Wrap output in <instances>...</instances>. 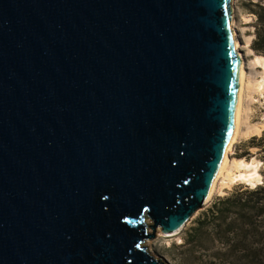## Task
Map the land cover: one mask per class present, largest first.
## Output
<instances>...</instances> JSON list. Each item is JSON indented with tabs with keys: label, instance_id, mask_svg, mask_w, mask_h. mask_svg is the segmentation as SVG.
<instances>
[{
	"label": "water",
	"instance_id": "water-1",
	"mask_svg": "<svg viewBox=\"0 0 264 264\" xmlns=\"http://www.w3.org/2000/svg\"><path fill=\"white\" fill-rule=\"evenodd\" d=\"M230 0H0V264H165L233 133Z\"/></svg>",
	"mask_w": 264,
	"mask_h": 264
},
{
	"label": "rangeland",
	"instance_id": "rangeland-1",
	"mask_svg": "<svg viewBox=\"0 0 264 264\" xmlns=\"http://www.w3.org/2000/svg\"><path fill=\"white\" fill-rule=\"evenodd\" d=\"M231 3V9L234 10V28L243 44L241 53L246 87L243 96L241 136L234 143L229 159L248 163L257 162L256 171L261 176L260 182L247 185L238 179L230 180L225 175L221 177L216 191L204 207L193 214L178 233L167 236L157 229L155 237L151 239L147 248L165 264H218L219 258L216 254L223 251L222 240L219 237H225L222 233L224 227L215 230L204 224L203 228L198 230L201 236L199 241H193L191 238V235L196 233L193 228L198 227L197 221L203 220L218 198L229 195L237 189L254 188L264 179L263 153L259 152L258 147L251 146L253 137H260L264 130V54L254 50L259 26L258 6L263 5L264 0H234Z\"/></svg>",
	"mask_w": 264,
	"mask_h": 264
},
{
	"label": "trees",
	"instance_id": "trees-1",
	"mask_svg": "<svg viewBox=\"0 0 264 264\" xmlns=\"http://www.w3.org/2000/svg\"><path fill=\"white\" fill-rule=\"evenodd\" d=\"M258 7L254 50L264 54V4ZM251 146L258 147L264 157V130L260 137H253ZM241 189L218 198L193 228L196 233L191 238L199 241L198 230L204 224L215 230L224 227L225 237H219L223 251L216 254L218 264H264V179L254 188Z\"/></svg>",
	"mask_w": 264,
	"mask_h": 264
},
{
	"label": "bare ground",
	"instance_id": "bare-ground-1",
	"mask_svg": "<svg viewBox=\"0 0 264 264\" xmlns=\"http://www.w3.org/2000/svg\"><path fill=\"white\" fill-rule=\"evenodd\" d=\"M234 0H230V18H231V32L233 35L234 45H235V53L237 59V75H236V105H235V112H234V126H233V133L231 136V140L227 147V150L224 155V159L222 162V166L219 170V173L214 181L210 194L207 198L208 200L211 198L213 193L216 191L217 186L219 185L221 177L225 175L230 178V180L238 179L242 183H246L247 185H254L256 182H260V174L256 171L257 162H244L243 160H233L229 159V154L232 151L234 143L238 140L239 136H241V125L243 119V96L245 91V71H244V61L243 55L241 53V49L243 48V44L239 40L238 32L235 31V24H234V10L231 9V2ZM260 58V57H259ZM261 60V59H260ZM248 87V86H247ZM237 170V171H236ZM253 187V186H252ZM181 229L176 230L172 233L167 234V236L174 235L178 233ZM165 235V234H164Z\"/></svg>",
	"mask_w": 264,
	"mask_h": 264
}]
</instances>
